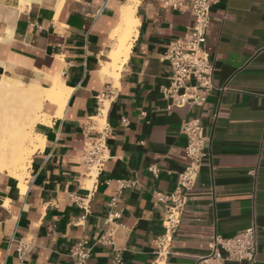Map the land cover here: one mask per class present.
<instances>
[{
    "label": "crops",
    "instance_id": "0c3cea01",
    "mask_svg": "<svg viewBox=\"0 0 264 264\" xmlns=\"http://www.w3.org/2000/svg\"><path fill=\"white\" fill-rule=\"evenodd\" d=\"M165 1L139 0L136 34L114 86L102 69L111 62L126 0H0V82L49 87L57 78L68 90L60 116L43 103L49 122L33 128L43 144L23 180L0 174V264H71L69 250L78 240L93 242L108 229L116 180L133 185L120 194L114 244L94 246L88 264H107L113 250L123 264H152L164 206L154 194L176 188L186 165L180 126L197 114L207 157L195 186L183 190L186 210L166 264H217L200 261L213 237L227 239L252 225L253 264H264V0L212 6L206 51L215 89L200 110L169 108L161 93L170 76L161 59L192 25ZM107 87L114 96L100 109L112 130L108 159L89 180L81 160L83 127L97 116V97ZM19 244L28 248L23 262Z\"/></svg>",
    "mask_w": 264,
    "mask_h": 264
},
{
    "label": "built area",
    "instance_id": "2783aa9c",
    "mask_svg": "<svg viewBox=\"0 0 264 264\" xmlns=\"http://www.w3.org/2000/svg\"><path fill=\"white\" fill-rule=\"evenodd\" d=\"M219 0H166L164 7L181 13H187L192 19V25L186 34L172 41L162 61L169 68L168 85L161 89L163 97L169 101V108L178 110H200L211 92L215 89L213 83L214 63L206 51V32L210 22V10ZM113 89L107 87L97 97V116L104 101L114 96ZM223 90V89H222ZM83 148L81 153L83 177L94 180L102 172L107 162V140L112 130L105 118L104 124L94 119L83 127ZM180 133L185 136L184 157L186 165L178 175L177 185L169 194L155 193V201L163 204L161 224L163 232L154 241L155 259L152 264H166L171 254V243L174 234L181 225L186 210V195L198 179L200 170L207 157L205 149L206 138L201 126L200 116L188 118L181 123ZM153 174L157 170L152 167ZM110 182H107L109 185ZM114 192L108 202L109 214L105 220L108 229L89 242L86 238L78 240L69 250L71 264H88L92 249L96 245L113 246L114 235L121 212L117 210L121 191L133 185L126 180L115 181ZM184 190V192H183ZM223 252V255L221 254ZM28 253L24 244H19L16 250L17 259L23 262ZM258 253L257 228L250 226L233 237L224 239L215 235L210 243L209 255L200 259L202 263L225 261L253 264ZM107 264H123L121 252L113 250Z\"/></svg>",
    "mask_w": 264,
    "mask_h": 264
},
{
    "label": "bare ground",
    "instance_id": "6f19581e",
    "mask_svg": "<svg viewBox=\"0 0 264 264\" xmlns=\"http://www.w3.org/2000/svg\"><path fill=\"white\" fill-rule=\"evenodd\" d=\"M138 3L139 0H126L118 11L119 21L113 32L116 47L110 54L111 62L102 69V74L114 86L118 85L119 74L136 34ZM67 96L68 90L57 78L49 87L20 85L9 80L0 82V174L23 180L32 155L43 144L42 137L35 134L33 128L37 123L47 124L50 118L41 111L43 103L56 107L55 116H60ZM105 118L106 109H100V116L94 120L104 124Z\"/></svg>",
    "mask_w": 264,
    "mask_h": 264
},
{
    "label": "rangeland",
    "instance_id": "374dc122",
    "mask_svg": "<svg viewBox=\"0 0 264 264\" xmlns=\"http://www.w3.org/2000/svg\"><path fill=\"white\" fill-rule=\"evenodd\" d=\"M49 121H47V124H48Z\"/></svg>",
    "mask_w": 264,
    "mask_h": 264
}]
</instances>
